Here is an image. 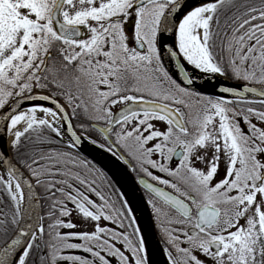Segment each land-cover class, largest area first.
I'll return each mask as SVG.
<instances>
[{
    "label": "snow or ice",
    "instance_id": "6c2138e0",
    "mask_svg": "<svg viewBox=\"0 0 264 264\" xmlns=\"http://www.w3.org/2000/svg\"><path fill=\"white\" fill-rule=\"evenodd\" d=\"M196 72L242 83L208 95ZM0 113L17 155L0 151V264H149L127 202L71 151L73 119L172 189L140 180L167 205L148 201L167 264H264V0H0Z\"/></svg>",
    "mask_w": 264,
    "mask_h": 264
},
{
    "label": "water",
    "instance_id": "95a60500",
    "mask_svg": "<svg viewBox=\"0 0 264 264\" xmlns=\"http://www.w3.org/2000/svg\"><path fill=\"white\" fill-rule=\"evenodd\" d=\"M193 1H196V0H187V3L189 4ZM181 3H185V0H181ZM168 67L170 68V71L175 75V77L178 80L181 79L179 72L174 68V66L172 64L168 65ZM221 79H222V81H220V82L209 83V84L195 81L191 87H193L196 91H199L201 93L215 96L217 94V90L221 84H223L225 86H231V85L240 83V82H233V81H230V80L222 78V77H221ZM29 103H31V102H25L24 106L29 104ZM3 123H4L3 115H2V113H0V151L6 152L8 157L11 158L9 149L1 137V127H2ZM72 124L74 126L73 121H72ZM99 127H100L99 125H96L95 129H98ZM74 130L81 136V144L79 145L78 148H75V150L78 151L83 156H85L91 162H93L98 168H100L111 179V181L113 183H115L117 188H118V185H117L118 182L121 183L125 187V190L129 194L131 203L139 215V229H140L141 236L145 242L146 249L148 251V254H146V256L149 260V264H156L160 255L163 254V249H162L160 242L158 240V237H157V234H156V231L154 228L153 220L151 217L150 209H149L148 204H147V202L143 196L142 191L149 193L153 197H155V196L153 193H151L145 187L144 184L140 183V180L144 179L148 183H152V182H150L149 180H147L146 178L141 177V176L134 177L132 175V173L129 171V168H130L129 161H128V163H125L123 160L116 159L112 155L106 153L105 151L96 147L94 144L90 143L88 140L83 139L84 136H82L76 130L75 126H74ZM66 139H67V137H66ZM94 147L98 148L99 150L103 151L104 153L108 154L113 159L118 161L121 164L123 171L120 172V171L116 170L110 163H108L102 156H100L95 151ZM13 162H14V160H13ZM0 169H1V171H3V168H0ZM21 171H23V169H21ZM25 176H27L26 173H25ZM152 184L154 186L160 187L154 183H152ZM160 188H162V187H160ZM118 190L120 192L119 188H118ZM164 190L168 191L166 189H164ZM120 194H121V192H120ZM121 196H122V194H121ZM155 198L160 200L157 197H155ZM123 201H125L124 197H123ZM160 201L163 202L162 200H160ZM135 227H138V226L135 224Z\"/></svg>",
    "mask_w": 264,
    "mask_h": 264
},
{
    "label": "trees",
    "instance_id": "16d2710c",
    "mask_svg": "<svg viewBox=\"0 0 264 264\" xmlns=\"http://www.w3.org/2000/svg\"><path fill=\"white\" fill-rule=\"evenodd\" d=\"M249 2H253V0H249ZM254 2L258 3L259 0H254ZM227 78L228 80L230 81H235V80H232L228 77H225ZM235 82H238V81H235ZM242 83V82H241ZM10 102V101H9ZM256 107H259V105H255ZM74 120V123H75V126L76 128L78 129V131L82 134V135H91L93 138L97 139V140H100L101 142H103V138L101 136V134L95 130L94 128H89L88 132H84L80 127H79V124H80V120L78 119H73ZM33 138H34V134H33ZM113 140H115V137L113 136L112 137ZM25 143H27V141H25ZM28 147L31 148L32 145L31 144H28ZM74 154H78L81 158L87 160V161H90L89 159H87L86 157H84L83 155H81L79 152H77L76 150L72 149L71 150ZM121 151H123L126 156L129 158L130 162L132 163V173L136 176H144L146 177L147 179H149L150 181H152L149 177L146 176V174L140 169L137 161L135 159L132 158V156H129L128 153L123 149L121 148ZM11 156H12V159L15 161L17 159V155L16 153H14L12 150H11ZM90 165L91 167H93L94 169L98 170L95 172V177H96V180H97V184L99 185V188L100 190L104 193L105 196L107 197H110L112 201L115 202V206L117 208H123V201L121 200V197L119 195V193L117 192L116 188H115V185L114 183L110 180V178L104 173L102 172L94 163H92L90 161ZM135 169V170H133ZM83 171H86V170H83ZM27 173V172H26ZM152 182H156V181H152ZM157 183V182H156ZM172 190V189H171ZM144 196L147 200V202L151 199L153 200L156 204H157V207L161 208V209H167V206L164 205L163 203H161L160 201L156 200L155 198H153L152 196L148 195L147 193H144ZM92 199L96 201V203H102L101 200H99L98 197L96 196H92ZM2 200V203L0 204V210L5 213L8 218L10 219L9 215H11L12 213V206H11V203L7 200V198H1ZM149 205V208H150V211H151V214H152V218H153V221H154V224H155V229H156V233L162 243V246L164 248V243H163V240H164V233H163V230H162V222L164 220V217L163 215L161 214L159 217L157 216V214L155 213L152 205ZM125 211H127L126 209H124ZM45 223H47V221H45ZM125 223L127 224V221H125ZM134 225L132 227H129L127 228L126 230L128 232H132L133 230ZM13 230L10 229L9 231V235L11 234ZM62 231V230H61ZM47 239V237H45ZM5 237L3 235H0V246H2L5 242ZM73 242V241H71ZM71 251H75L76 254L75 255H78L80 253H84L82 252L81 250H74V249H66L62 252V254L64 255H73V253H70ZM78 253V254H77ZM85 254H88V253H85ZM89 255V254H88ZM70 262V261H69Z\"/></svg>",
    "mask_w": 264,
    "mask_h": 264
},
{
    "label": "bare ground",
    "instance_id": "6f19581e",
    "mask_svg": "<svg viewBox=\"0 0 264 264\" xmlns=\"http://www.w3.org/2000/svg\"><path fill=\"white\" fill-rule=\"evenodd\" d=\"M201 2H206V0H196V1H193V2L189 3V5L199 4ZM178 59H179V57H178ZM172 65L175 68V62H173ZM195 75L197 77H199L198 79H195V81H198V82H201V83L209 84V83H215V82L222 81L220 76H217L215 78V80H213L210 76L201 74L199 72H196ZM27 106H28V104L25 105L24 107H27ZM49 119H51V118L49 117ZM21 127H23V125H21ZM1 137H2V140L4 141V143L8 146L10 137L4 131V123L2 124V127H1ZM94 149L100 156H102L116 170H118L120 172L123 171V168H122L121 164L118 161H116L115 159H113L111 156H109L108 154L104 153L103 151L99 150L98 148L94 147ZM3 172H4V170L2 171V173ZM117 185H118V188L120 189V192H121L122 196L124 197V200L127 202L128 208H130L131 212L133 213V218L135 219L136 225L139 228V215H138V212H136V209L134 208V206L131 203V200H130L128 192L125 190V187L121 183L118 182ZM146 254H148L147 249H146ZM156 264H167L166 258H165V256L163 254L160 255V257L158 258Z\"/></svg>",
    "mask_w": 264,
    "mask_h": 264
},
{
    "label": "rangeland",
    "instance_id": "374dc122",
    "mask_svg": "<svg viewBox=\"0 0 264 264\" xmlns=\"http://www.w3.org/2000/svg\"><path fill=\"white\" fill-rule=\"evenodd\" d=\"M158 127L160 126V125H157ZM155 171V170H154ZM159 175H163V174H159ZM2 203V200H1V198H0V204ZM1 211V210H0ZM9 217L11 218V215H9ZM65 219H67V218H65ZM73 219L74 220H79V219H82V217H80L78 214H74L73 215ZM101 223L102 224H104V223H107V222H104V221H101ZM83 230H86V226L84 225V224H79L78 225V227L76 228V229H62V231L63 232H67V231H83ZM74 243H79L80 241H78V240H72ZM70 253H73V255H75L76 254V252L74 251H71ZM78 255H81V256H85V257H87V255L88 254H85V253H80V254H78Z\"/></svg>",
    "mask_w": 264,
    "mask_h": 264
},
{
    "label": "flooded vegetation",
    "instance_id": "af4514ba",
    "mask_svg": "<svg viewBox=\"0 0 264 264\" xmlns=\"http://www.w3.org/2000/svg\"><path fill=\"white\" fill-rule=\"evenodd\" d=\"M153 171H154V170H153ZM157 174H159V173H157ZM160 186H162V187L165 188L164 185H160ZM166 189L171 190L170 188H166ZM77 254H78V253H77ZM87 257H89V255H87ZM89 258H90V257H89ZM60 264H71V262H69V261H61Z\"/></svg>",
    "mask_w": 264,
    "mask_h": 264
}]
</instances>
